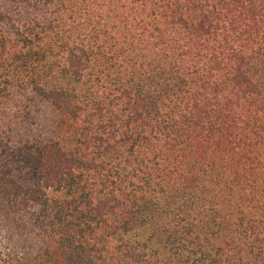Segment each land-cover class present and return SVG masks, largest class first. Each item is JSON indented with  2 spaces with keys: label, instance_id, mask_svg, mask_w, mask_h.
<instances>
[{
  "label": "trees",
  "instance_id": "1",
  "mask_svg": "<svg viewBox=\"0 0 264 264\" xmlns=\"http://www.w3.org/2000/svg\"><path fill=\"white\" fill-rule=\"evenodd\" d=\"M0 264H264V0H0Z\"/></svg>",
  "mask_w": 264,
  "mask_h": 264
}]
</instances>
